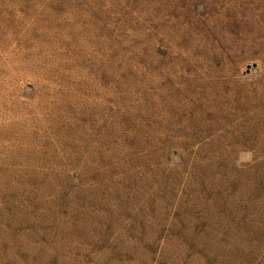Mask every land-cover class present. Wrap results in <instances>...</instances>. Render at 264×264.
<instances>
[{
	"label": "rangeland",
	"instance_id": "1",
	"mask_svg": "<svg viewBox=\"0 0 264 264\" xmlns=\"http://www.w3.org/2000/svg\"><path fill=\"white\" fill-rule=\"evenodd\" d=\"M249 5L0 0V264H264Z\"/></svg>",
	"mask_w": 264,
	"mask_h": 264
},
{
	"label": "bare ground",
	"instance_id": "2",
	"mask_svg": "<svg viewBox=\"0 0 264 264\" xmlns=\"http://www.w3.org/2000/svg\"><path fill=\"white\" fill-rule=\"evenodd\" d=\"M246 1L249 0H243V2ZM252 1L254 2V5H249L246 11L253 15H260L264 8V0H252ZM238 10L241 11L240 9ZM221 11L227 14V10L225 9V7L221 8Z\"/></svg>",
	"mask_w": 264,
	"mask_h": 264
}]
</instances>
